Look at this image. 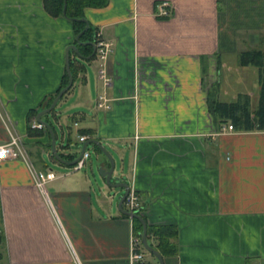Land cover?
I'll list each match as a JSON object with an SVG mask.
<instances>
[{"label": "crops", "instance_id": "obj_1", "mask_svg": "<svg viewBox=\"0 0 264 264\" xmlns=\"http://www.w3.org/2000/svg\"><path fill=\"white\" fill-rule=\"evenodd\" d=\"M83 14L112 44L111 81L104 87L95 54L76 57L62 110L41 117L60 157L71 161L88 139L114 152L113 177L135 190L146 224L176 228L164 264H264V130L228 131L208 110V93L228 102L229 87V101L245 93L255 107L258 68L239 61L264 52V0H108ZM74 40L72 21L43 0H0V144L19 135L33 167L57 175L46 185L54 214L26 163L0 160V264H130L133 221L117 208L124 189L98 174L104 154L95 148L73 171L53 157L45 127L28 129ZM103 92L107 109L97 106Z\"/></svg>", "mask_w": 264, "mask_h": 264}, {"label": "trees", "instance_id": "obj_2", "mask_svg": "<svg viewBox=\"0 0 264 264\" xmlns=\"http://www.w3.org/2000/svg\"><path fill=\"white\" fill-rule=\"evenodd\" d=\"M64 1L66 3V15L65 17L72 21L75 36L80 33L84 27L85 23L83 21L77 20L85 18L83 14V9L85 7H103L107 5L108 0H43L44 8L52 16H63L62 10L64 6ZM96 29L89 24L88 29L80 36V42L84 44L76 43L79 54L83 56H89L92 53V46L88 42H94V35ZM74 56L70 57V70L72 77L77 73V69L74 64L76 60V53L71 52ZM240 64L242 66L254 65L258 68V99L255 107H253V102L249 94L240 93L237 95L236 99L233 101L223 102L217 100L214 96V92L208 93V110L212 115L213 119L219 120L220 123H230L236 130L244 131H254V130H264V52L261 50L252 49L245 51L240 55ZM68 78L66 73L62 77V81L52 95L45 96L40 107L36 109H29L27 112L28 129H31V121L36 118L39 108H47L52 102L55 95L67 85ZM54 112V109L51 113ZM46 117L48 114H45ZM43 130L46 129L43 127ZM50 146V143L49 145ZM95 148L101 152V150L95 145ZM76 155V154H75ZM74 154L66 157L69 160H73ZM77 156V155H76ZM141 209L138 214H141ZM134 231L141 232L142 225L138 219L132 218ZM176 228L169 225H149L147 224V240L152 239L149 243L154 249H156L162 256H171L175 254L176 247L172 243V240L176 237Z\"/></svg>", "mask_w": 264, "mask_h": 264}, {"label": "built area", "instance_id": "obj_3", "mask_svg": "<svg viewBox=\"0 0 264 264\" xmlns=\"http://www.w3.org/2000/svg\"><path fill=\"white\" fill-rule=\"evenodd\" d=\"M163 14L166 12L164 10L161 11ZM94 44H95V55L100 61L99 64V73L98 77L102 80V83L104 87H107L111 81L110 77L106 74L105 70V61L111 51L112 44L109 41H106L102 38L100 32H96L94 35ZM109 98L107 97L106 93L103 92L97 96V106L107 109L109 108ZM31 127L32 128H38L42 129L44 126L39 123L36 119H32L31 121ZM226 130L232 131L234 128L232 124H228L225 127ZM86 138L84 136L79 137V141L83 142ZM81 150V145H79V151ZM89 153L87 151V148L83 151L82 156L70 166V169L75 171L78 169H81L84 165L86 160L88 159ZM21 159L26 163V165L29 167L32 180L36 188L41 194V197L46 204V206L49 208V210L55 214L53 205L51 203L50 199V193L48 192L46 185L51 180L55 179L57 177L56 173L53 170H36L33 165L31 164L27 152L25 150V147L23 145L22 138L15 134V133H9V139L0 144V160L4 159ZM123 205L125 206V209L128 210L131 213H138L140 210V202L138 200V196L135 192V190L132 187H129V191L123 201ZM130 217V216H129ZM132 219V217H130ZM129 262L130 264H143L144 263V247L142 244L141 239V232L132 231L130 235V241H129Z\"/></svg>", "mask_w": 264, "mask_h": 264}, {"label": "water", "instance_id": "obj_4", "mask_svg": "<svg viewBox=\"0 0 264 264\" xmlns=\"http://www.w3.org/2000/svg\"><path fill=\"white\" fill-rule=\"evenodd\" d=\"M62 13H63V16L65 17V15H66V3H65V1H64V6H63ZM77 20L83 21L85 23V27L80 33H78L75 36V41L78 44L79 43L84 44V42H80L79 38L88 29L89 23L86 20V18L77 19ZM88 44H90L92 46V53L88 57H85V56H82L81 54H79L77 46L74 43L69 44L66 47V49H65V71H66V75H67V78H68V83H67V85L65 87H63L55 95V97L53 98L52 102L50 103V105L47 108L42 109L41 111H39L37 113L36 120L39 123H41L47 129V131H48V133L50 135V138H51L52 155L60 163L68 164V165L74 164L82 156V153L87 148L88 144H94L101 150L102 154H104V156L106 157V159L108 161V168L99 166L97 168L98 174L105 180V184H106L107 187H109L111 189H114V188H123L124 189L123 194L120 195L119 199H118V203H117L118 210L121 213H123V214H125L127 216H130L132 218L138 219L140 221V223L142 225L141 239H142V244H143L144 249L146 251H148L149 253H151L152 255H154L156 257V259L158 260L159 264H164L163 257L160 254V252H158L156 249H154L152 246H150V244L147 241V224H146L144 218L142 217V215L138 214V213H131L128 210H125L123 208V201H124L128 191H129V186L126 183L120 181V179H118L116 177H113V173H114V170H115V161L112 158L111 154L105 149V147L97 139H88V140L84 141L83 144H81V150L77 154V157L75 159H73L71 161H66V160L62 159L60 157V155L58 154L57 149H56L55 133H54L51 125L41 118L42 115L51 113V111L55 108L58 100L62 97V95L72 85L73 78H72V74H71V70H70V52H75L78 58H90L91 56H93L95 54V44H94V42H88Z\"/></svg>", "mask_w": 264, "mask_h": 264}, {"label": "rangeland", "instance_id": "obj_5", "mask_svg": "<svg viewBox=\"0 0 264 264\" xmlns=\"http://www.w3.org/2000/svg\"><path fill=\"white\" fill-rule=\"evenodd\" d=\"M96 58V57H95ZM97 61V60H96ZM225 82V83H224ZM223 83H224V87H228L229 85H231V82H229V80L227 79L226 81H224ZM224 89V88H223ZM228 90H226L227 91V93H225V94H223V92L221 91L220 93V95H221V100H226V101H229V100H232V97L231 96H229L230 94H231V92H233V90H234V87H229V88H227ZM223 94V95H222ZM65 99H62L60 102H58V105L55 107V109H54V112H56V111H58L59 112V110H62V108H63V106H64V104H65ZM53 112V113H54ZM52 113H49V119L51 118V115ZM59 139V138H58ZM59 142L57 141L56 142V144H58ZM87 151H88V153H89V155H90V157L86 160V162H87V165H88V163H89V161H91V160H95L96 158H97V151H96V149H95V147L93 146V144H88L87 145ZM110 152L112 153L111 154V156H112V158H114V156H115V154H114V152L113 151H111L110 150ZM95 169H96V167H95ZM116 172V171H115ZM113 179V178H112ZM114 191H121V188H117V189H114L113 190V192ZM115 203V202H114ZM115 205V204H114ZM144 263H145V259H147L148 260V262H146L145 264H158V261H157V259L155 260L154 259V256H152L150 253H148L145 249H144ZM150 261H151V263H150Z\"/></svg>", "mask_w": 264, "mask_h": 264}]
</instances>
